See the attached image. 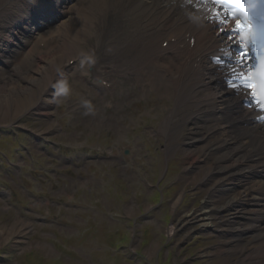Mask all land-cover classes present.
Wrapping results in <instances>:
<instances>
[{"label": "bare ground", "instance_id": "6f19581e", "mask_svg": "<svg viewBox=\"0 0 264 264\" xmlns=\"http://www.w3.org/2000/svg\"><path fill=\"white\" fill-rule=\"evenodd\" d=\"M8 2L10 0H0V9ZM63 4L65 6L61 8V13L45 28L30 31L28 37L25 36L24 29L21 28V35L17 38H12L11 35L8 37L11 46L23 36L25 44H35L37 41H44V38L50 35H56L48 50L42 49V56L36 67L26 72H21L19 69L17 72L21 75L14 74L3 78L4 82L0 83V116L3 112L8 114L11 111L28 109L32 107L34 96L38 94L41 98V94L46 92L50 84H52L50 92L56 91L62 85L64 81H61L64 80L70 69L67 65L68 60L74 56L73 52L76 49L77 53L83 50L76 47L72 37H77L78 30L82 31L87 28L91 22L90 15L94 11L102 10L99 15L101 28L98 32V43L92 45L96 59L109 58L113 62V68L119 74L126 73L128 70L135 72L144 64H150V47L145 36L137 33V28L134 31L125 32L128 22L133 21L140 13L138 9H148L147 14L152 18L158 17L164 20V23L170 27H165L161 31L162 34L172 31L178 35L187 33L197 38L198 51L184 40L183 51L188 52V58L184 62L169 63L165 59L159 61L158 67L163 69L167 75L165 78L162 77V80L157 79L156 84L172 86L175 90V99L180 107L186 106L185 102L192 98L196 100L195 106L199 112L198 115L208 114L216 122L214 129L219 128L222 132H229L231 135L234 131L238 133L244 131L241 137H238L237 134L232 135V138L225 143L226 149L223 148L224 150L216 158L215 164L204 168L205 176L203 178L208 177L206 181L210 183L218 177L220 172L222 173L221 177L226 178L241 171L243 166L245 169H252L259 165L264 167V125L258 126L257 123L246 120V117L250 115V106L243 105L244 94H234L233 89L224 83L230 64L213 66L207 63L203 65L206 55L217 53L226 56L229 52L227 48L231 50L235 44L242 48L241 42L245 41V34L232 31L235 28V21L231 17L227 18V25L222 26L213 15V8L210 5L197 7L195 0H192V3H189L188 0H67ZM105 11H111V14L107 15ZM222 27L223 31H221ZM3 51H0V60H4L5 65L6 62L12 64L11 56L13 54L10 55V58L3 59L2 56H6L3 55ZM7 51L9 50L7 49ZM24 51L28 55L30 54L28 47L24 48ZM28 60L29 57H25L20 65L25 67ZM85 70H88L87 66ZM41 99L39 104L48 106L52 101V94L47 99L46 97ZM34 106V109L41 108L36 104ZM171 117L172 115L166 118L162 124L164 132L169 129ZM235 119H238L239 123H231L232 128H230V122ZM198 132L197 128L193 131L194 134H198ZM201 137L205 136L201 135ZM229 141H233L235 145L233 146ZM228 142L229 144L226 146ZM239 147L240 149H251L249 156H253L256 151L262 152V160L256 161L245 154L235 152V148L238 150ZM186 151L189 154L193 152L190 148ZM194 165L193 161L188 164V176L193 177L195 172L199 171V166ZM261 193V186L254 184L250 190L251 196H244V209L246 210L247 205H254L255 202L252 198H258ZM215 195L216 190H213L205 197L202 209L196 211V216L192 220L199 221L201 219L203 225H207L209 214L215 208L210 206ZM127 208L132 210L134 206H127ZM187 220L185 219V221ZM179 221L177 223H180ZM16 228L20 227L17 225L6 226L0 223V244L14 236ZM262 231L264 232V227L260 228V232ZM187 235L188 231L183 234V239ZM252 241L249 237L247 243Z\"/></svg>", "mask_w": 264, "mask_h": 264}, {"label": "rangeland", "instance_id": "374dc122", "mask_svg": "<svg viewBox=\"0 0 264 264\" xmlns=\"http://www.w3.org/2000/svg\"><path fill=\"white\" fill-rule=\"evenodd\" d=\"M37 60L38 58L36 56L32 57V66L36 67L38 65ZM74 72L75 70H72L68 78L70 83L68 87L70 90L68 92L64 91L62 93V96H59V100L55 103V117L44 116L39 119H36L34 116L29 115L26 118L28 120L23 121L28 127H32L34 130L40 132H50L51 134L49 136L51 138L64 142L62 144V151L67 154L70 152V149H72V146L74 145L73 142H78L77 133H80V130L83 129V123L87 120V118L82 115L83 112H78L77 110L72 111L69 108L72 99L78 97L80 94V87L78 85V82H81V80L75 77L74 75L71 77V73ZM124 99L125 102L128 101L126 88H124ZM173 100L174 99L172 97V102H167L166 113L173 106ZM20 110L21 109L14 112L11 111L8 114L3 112L2 116H0V124H4L8 120L15 118ZM77 115L78 118L74 119V116ZM109 118L111 123L115 127L116 134L120 132V136L122 137L125 136V134L129 135L131 139L130 143L133 147L132 153L130 155L131 160H134L137 156H140L144 152L151 150L150 156L145 158L148 161L147 166L151 167L145 177H148L152 183H155V181L161 178L162 175L165 177V180L162 184H164L165 182L173 181L171 183L174 186L171 188V191L174 192V194L172 195V197L174 196V198H176L180 192L184 191L183 196L184 199L186 198L185 202L178 204L176 212L182 209L197 207V205L200 203V200L208 194L207 192L211 186L210 183L204 182L202 181V179L205 176L204 168L214 163L215 149L217 148V146L213 144V141H215L216 135L214 132L208 133L209 126L213 125L214 122L207 119H202L199 123L198 121L196 122L197 125L199 124L203 128V130L199 129L201 134L207 135L205 136V139L202 138L204 140L195 141L196 147L195 149L190 148L193 152L189 154L186 151V147L189 149L188 143L185 146L179 145L171 151H168L166 147L170 146L172 142L177 143V141H186L184 136L191 131V123L195 122L196 120H193L187 125H180L168 135H164L159 130L160 127L157 126L161 122V119L156 120L152 123V125H148L150 127V131L154 134L156 133V137L146 141L144 138L134 134L132 132V126L129 125L126 121L121 120L119 116H115L114 118L110 115ZM173 121H178L177 115L173 118ZM172 126H174V124ZM4 133V135H6V138L3 137L1 139V147L7 149L8 152L11 153V151L9 150V142L10 138L12 137L8 135V130H4ZM105 136L106 135L104 134L100 137H98L97 135H93L92 138L89 140L88 145L93 149H97L100 146V149L106 150L107 147L104 144L106 142L104 140ZM109 138L114 139L116 138V135H111V137ZM24 139L26 140V142L30 141V143H34L32 135H24ZM100 140L104 142L100 144ZM151 144L153 145V147ZM153 148L155 151L153 150ZM33 153L37 160L32 161L30 156L26 155L25 163L22 161L23 158L19 160L17 158V154L15 153L14 155V160L18 161L24 166V189L23 185L20 183V178L15 173L6 174V168H0V180L3 181L2 187L0 186V191H2L3 189L6 190L5 194L0 195V223L6 226L17 225L20 228L23 227V229L16 228L15 234L13 236L14 238H11V240H9V242H11L12 244L9 246V248L16 247L17 249H19V251L16 253V256H20H18L17 260H15L14 262L0 261V264H33L32 260H37L36 262H41L44 264H50L51 259L54 258L56 255L61 256L63 263H67V259L68 261H71L69 260V257L70 255H73L72 252L66 251H72L74 244L70 243L71 245H67L65 249L58 248L57 246V243L64 242V238L69 235V231H71L73 227H71L70 229H65L60 226H55L54 224L49 222V220L52 218V214L58 212L57 205H55L53 209L49 207L50 216H47L46 213L44 214L43 209H48V207H45L46 198H52L53 202L55 200L56 202H58L63 198L65 199V197L69 193L70 188L64 185L67 180L65 179V176H63L64 174L62 173L66 172V174L68 175V171H71L73 172L72 175H75L79 172L73 168L70 170V167L67 164L64 167H59L57 165L50 166L47 160L43 158L39 159L37 153L35 151H33ZM61 158V156H58L55 162L59 161ZM127 161L129 162L128 157ZM192 161L196 166H199V171L195 172V176L189 177L186 169L188 164H190ZM51 167H55L57 169L54 174L50 173ZM35 171L38 172V177L35 175ZM132 173L133 169L131 168V166H129L128 168L124 166H119L116 168V176L122 177V179H118V188L123 189L126 187V191L128 192L125 193V196L127 197L125 205L135 204V211L132 212L135 215H139L142 212L144 213V215H141L142 224H140L135 229V234L143 236L148 234H151L152 236L156 234L162 235V233L166 229L163 227H159L157 219L168 208L171 207V209L173 210V201L172 204L170 200H165L163 204H158L159 199L157 198H150L142 201V199L139 200V196L138 198L132 197V195L134 194L133 191L137 186H144L141 184L138 185V182L142 181V184H144L145 182V177H138L137 175H134ZM46 174H52L49 180ZM87 175L88 178H85L84 181L88 179V182H86V189L90 192L101 191L100 188L107 183V179L105 178L104 174L88 172ZM121 182L124 183L123 186L122 184H120ZM170 184H167V186H169ZM25 187H28L29 189L34 191L36 195L27 191ZM52 188L55 189V192L49 193V190ZM11 191H15V193L13 197L10 198ZM37 193H41V197H39ZM142 195L145 194L142 193ZM152 196H155V193ZM116 198H120V193L118 191L113 193V199ZM39 207L41 208L40 213ZM172 210H170L168 213V223L173 218L170 216ZM77 211H79V214H84L83 209L81 207H73L72 210H70L69 207H66L61 211V213H59L60 215H62L61 221L65 222L64 227H67L68 224H70V226L73 225L70 220L77 222V220H75L76 218L73 216L74 214H76ZM41 216L43 218H41ZM113 220L114 218H112L111 213L107 210V208H105L104 211H101V224L96 225V231L90 230L84 237L83 246L86 249L92 252V250L97 247L98 251H100L101 253V255L98 257L93 252L90 256V259H109L110 263L112 264L145 263L141 256H139V258H136L135 254L132 255V258H134L135 261L134 259H132L131 261L126 258L124 259V255L122 253L114 257L111 255L110 250L105 247V243H112L114 239L116 246L118 247L130 245L132 240V235L129 237L128 240L127 235L124 233V228L118 229L113 226ZM67 221H69L68 224ZM25 223H27L28 226L27 224L25 226ZM191 229H193L192 226L189 230ZM79 230H81V228ZM178 236L179 238L176 237L178 245H169V242L163 244L161 242L163 240L162 235V238H159L157 241H155L154 239L151 245L146 246L142 245L138 241L137 237H134V242L131 244V248L140 249L142 253L147 257L146 259L151 261L152 264H158L156 263V259L157 255L160 252L163 255L164 253L166 254L169 252L170 264L232 263L231 260H229L230 256L226 255L225 253H218L215 256H208L206 258L197 257L195 259L193 257L186 259V257L190 253H194V255H199L198 251L200 249V244H189L187 247H185L184 245L186 244V242L183 241V233L180 232ZM16 240H18V242H15ZM8 243L7 241H4L0 244V246H4ZM201 244H203V242H201ZM263 244L264 242H261V246L256 245V247L253 248L255 249V252H251V250H248V253H245L251 256L244 262V264H264ZM101 246L103 248L102 250ZM248 247H251V245H249ZM85 248H81V251H85ZM184 248H186L185 255L183 251ZM32 251H34L33 254ZM77 251H80V249L77 248ZM126 253L129 254L127 249ZM130 253L132 254L133 252L131 251ZM66 254H68V257L67 259H64ZM163 255L159 257V261L161 260V263L165 264V257ZM0 256H4L2 251H0ZM28 257L32 260H30ZM75 258L77 260L72 261H80L78 260L79 257L77 255L75 256ZM75 264H90V262H77Z\"/></svg>", "mask_w": 264, "mask_h": 264}, {"label": "snow or ice", "instance_id": "6c2138e0", "mask_svg": "<svg viewBox=\"0 0 264 264\" xmlns=\"http://www.w3.org/2000/svg\"><path fill=\"white\" fill-rule=\"evenodd\" d=\"M192 3V0H188ZM196 6L210 5L219 6L224 9V17L221 18V13L216 12L215 18L220 25H227V17H231L235 21L234 32H246L251 34V42L257 44L264 42V25H256L254 16L257 11L264 8V0H195ZM249 9L247 13L245 9ZM239 15H246L247 19L239 18ZM224 28H221L223 31ZM242 50L238 53L236 65L239 68L228 66V72L231 79L226 81L227 86L233 89L234 94H246L250 97L249 105H254L261 112H264V62L259 66V81L257 80V73L255 65H248L245 68L247 51L243 48V41L241 42ZM259 58V57H258ZM243 90V91H241ZM261 119H264L262 117Z\"/></svg>", "mask_w": 264, "mask_h": 264}]
</instances>
